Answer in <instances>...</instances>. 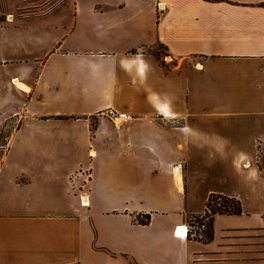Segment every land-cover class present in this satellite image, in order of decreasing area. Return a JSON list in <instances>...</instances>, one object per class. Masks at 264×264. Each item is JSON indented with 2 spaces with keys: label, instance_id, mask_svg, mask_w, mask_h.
Masks as SVG:
<instances>
[{
  "label": "crops",
  "instance_id": "1",
  "mask_svg": "<svg viewBox=\"0 0 264 264\" xmlns=\"http://www.w3.org/2000/svg\"><path fill=\"white\" fill-rule=\"evenodd\" d=\"M15 1L0 264H264V0ZM211 193L241 213L214 214L209 240L175 235Z\"/></svg>",
  "mask_w": 264,
  "mask_h": 264
},
{
  "label": "trees",
  "instance_id": "2",
  "mask_svg": "<svg viewBox=\"0 0 264 264\" xmlns=\"http://www.w3.org/2000/svg\"><path fill=\"white\" fill-rule=\"evenodd\" d=\"M218 199V201H217ZM206 209L203 214H192L191 217L207 218V227L204 223L199 221L200 225L205 228L201 229L200 239L209 240L212 237V216L216 213L222 214H240L241 204L240 201L234 196H227L222 194L211 193L205 203ZM134 220L142 225L148 224L150 220L149 213H137L134 215ZM190 230L187 231L186 235L191 236ZM195 234L193 233V236Z\"/></svg>",
  "mask_w": 264,
  "mask_h": 264
},
{
  "label": "rangeland",
  "instance_id": "3",
  "mask_svg": "<svg viewBox=\"0 0 264 264\" xmlns=\"http://www.w3.org/2000/svg\"><path fill=\"white\" fill-rule=\"evenodd\" d=\"M15 11H26V12H39L47 9L49 5H45V2L41 0H16L15 1ZM8 10L7 0H0V21L4 19V12ZM148 52L152 53L158 60L161 59V56L165 53V49L161 44H155L154 46L147 48ZM218 201V199H217ZM199 221L204 223V226L207 227L208 219L200 217H191L190 215L185 216V225L191 233H194L196 237H200L201 229L205 228L203 225L199 224ZM151 264L148 260L138 262L132 261L130 264Z\"/></svg>",
  "mask_w": 264,
  "mask_h": 264
},
{
  "label": "built area",
  "instance_id": "4",
  "mask_svg": "<svg viewBox=\"0 0 264 264\" xmlns=\"http://www.w3.org/2000/svg\"><path fill=\"white\" fill-rule=\"evenodd\" d=\"M102 113L105 116H107L114 124L115 123L117 124L119 122V119L126 117L125 113L118 112V111L114 110L113 108H107ZM187 231H188V228H187ZM174 234L179 235L176 231V228L174 230Z\"/></svg>",
  "mask_w": 264,
  "mask_h": 264
},
{
  "label": "bare ground",
  "instance_id": "5",
  "mask_svg": "<svg viewBox=\"0 0 264 264\" xmlns=\"http://www.w3.org/2000/svg\"><path fill=\"white\" fill-rule=\"evenodd\" d=\"M175 228H176V231L179 235H184L187 232V226H185V225H177Z\"/></svg>",
  "mask_w": 264,
  "mask_h": 264
}]
</instances>
